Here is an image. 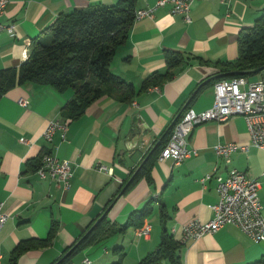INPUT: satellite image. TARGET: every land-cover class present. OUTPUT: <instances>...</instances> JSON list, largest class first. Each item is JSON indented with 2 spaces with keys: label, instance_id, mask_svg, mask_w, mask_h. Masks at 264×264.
I'll list each match as a JSON object with an SVG mask.
<instances>
[{
  "label": "crops",
  "instance_id": "0c3cea01",
  "mask_svg": "<svg viewBox=\"0 0 264 264\" xmlns=\"http://www.w3.org/2000/svg\"><path fill=\"white\" fill-rule=\"evenodd\" d=\"M154 1L136 0L135 9H144ZM113 2L8 0L0 23L13 22L14 35L0 30V68L17 66L23 60V39L41 37L58 15ZM263 5L264 0H193L188 22L180 14H170L168 5L153 9L151 17L133 20L126 39L115 49L109 63L113 73L138 89L147 74L165 69L164 49L179 51L184 60L172 68L169 79L138 91L129 102L103 94L72 121L60 114L72 96L71 88L58 92L49 85L24 83L8 89L0 97V203L8 216L0 228V264H8L10 249L17 241L44 237L54 220L57 225L50 243L24 249L15 261L49 264L91 219L98 217L143 154L175 119L196 85L216 74V67L202 64L195 57L209 61L235 58L239 30L253 24ZM212 85L194 93L185 107L195 111L208 107ZM133 116H138L147 128L142 129L141 140L134 145L130 141ZM54 120L63 122L65 129H55L45 140L41 133ZM184 138L195 153L178 163L155 159L150 168L151 183L144 177L138 179L112 200L105 214L109 221L122 222L132 210L152 198L154 214L142 221L149 223L148 234H138L135 227L113 233L78 250L70 264H86L84 256L90 264H109L119 251H123L119 264H137L158 243L163 226L181 242L182 264H249L264 256V239L252 240L233 223L180 240L183 223L191 218L205 221L212 216L209 205L218 197L214 176H225L229 168L241 170L258 181L257 195L264 218V150L250 145L243 117L233 115L222 121L196 124ZM229 142L247 148L231 151L224 161L213 148L217 143ZM41 152L69 162L67 189L62 190L53 180L39 178L28 170L25 162ZM98 165L110 170L98 169ZM205 173L212 176L202 182L199 179ZM161 206L166 214L163 221L158 215ZM117 245L120 250L114 249ZM161 264L168 262L163 260Z\"/></svg>",
  "mask_w": 264,
  "mask_h": 264
},
{
  "label": "trees",
  "instance_id": "16d2710c",
  "mask_svg": "<svg viewBox=\"0 0 264 264\" xmlns=\"http://www.w3.org/2000/svg\"><path fill=\"white\" fill-rule=\"evenodd\" d=\"M135 2L136 0H115L110 4H93L87 8L73 9L69 13L58 15L46 27L41 37L31 39L25 59L17 66L0 68V97L8 89L24 83L49 85L58 92L71 88L72 96L63 105L60 114L65 120L72 121L79 118L85 107L100 95L105 94L120 102H129L138 91L160 85L169 79L172 68L184 60V55L173 49L163 50L165 69L153 70L147 74L138 89L109 69L115 49L127 37L134 18ZM236 43L237 55L231 60L209 61L200 57L195 58L202 64H211L216 67L215 73L250 72L210 79L195 93L222 78L234 76L249 78L262 74L264 69L258 72L251 70L264 64V5L253 24L239 30ZM186 108L179 112L174 122L161 133L155 148H149L143 154L138 165L122 182L103 211L117 195L125 193L141 177L151 183L150 168L160 148L166 142L172 125ZM43 153L48 152H41L25 162L28 170H35ZM151 200L152 198H149L139 208L132 210L122 222L109 221L103 216L92 225L96 218L94 217L49 264H70L73 255L86 245L113 233H122L129 227H138L143 218L151 212ZM158 215L161 221L166 217L162 206L159 208ZM56 225L54 220L50 221L44 237H28L17 241L10 249L8 264H15L18 254L24 249L50 243ZM180 246L181 242L163 226L158 243L153 249L143 254L137 260V264H161L163 260H166L168 264H182L179 255ZM114 249L120 250L121 246L117 245ZM122 254L123 251H119L117 257L109 264H119ZM249 264H264V256Z\"/></svg>",
  "mask_w": 264,
  "mask_h": 264
},
{
  "label": "built area",
  "instance_id": "2783aa9c",
  "mask_svg": "<svg viewBox=\"0 0 264 264\" xmlns=\"http://www.w3.org/2000/svg\"><path fill=\"white\" fill-rule=\"evenodd\" d=\"M193 0H155L154 3L144 9H135L134 18L151 17L156 7L168 5L170 14H180L184 21H189V4ZM228 2L230 0H221ZM8 0H0V14ZM0 30H5L9 36L14 35V24L0 23ZM25 48L22 51V58L28 54L30 40L23 39ZM157 90V87H152ZM213 96L208 107L195 111L186 108L178 120L172 125L170 134L160 148L156 160L170 159L178 163L182 159L195 153L194 149L187 147L185 135L196 125L205 121H222L233 115L243 117L250 145L264 150V70L256 80H249L243 76L222 78L212 85ZM23 104V101H19ZM65 129V124L58 120L49 121L41 135L49 140L55 129ZM20 141L24 139L20 138ZM246 145L235 143L216 144L214 151L227 161L228 154L234 150L246 151ZM98 169L109 171L104 165H98ZM34 173L39 178H49L62 190L69 187L71 167L67 160L60 159L51 153H43L39 165ZM212 176V173H205L199 180L204 181ZM216 181L217 200L209 205L212 216L205 221L191 218L182 224L180 240L188 237L195 238L203 232L213 231L224 223H233L243 230L252 240L264 239V218L261 214V204L257 195L258 181L248 178L243 171L236 168H229L225 176H214ZM7 213L3 212L0 203V228L5 221ZM141 235L149 232V223L142 222L135 228ZM83 262L89 263L84 256Z\"/></svg>",
  "mask_w": 264,
  "mask_h": 264
},
{
  "label": "water",
  "instance_id": "95a60500",
  "mask_svg": "<svg viewBox=\"0 0 264 264\" xmlns=\"http://www.w3.org/2000/svg\"><path fill=\"white\" fill-rule=\"evenodd\" d=\"M263 69H264V64H263L262 66L256 68V69H254V70H251V71H253V72H258V71H261V70H263ZM248 72H250V71H231V72H221V73H216V74H213V75H210V76L204 78V79L201 80V81L196 85V87L193 89L191 95H189L188 98L186 99V101L183 103V105H182V107L180 108L179 112H181V111L185 108L187 102L189 101V99L191 98V96L197 91V89H198L199 87H201V86H202L205 82H207L208 80L213 79V78H217V77L226 76V75H242V74H246V73H248ZM178 114H179V113H178ZM178 114H177V115H178ZM177 115H176V117H177ZM176 117H175V118H176ZM136 119H137V120H136ZM174 120H175V119H173V120L171 121V123L167 126V128H168V127L174 122ZM131 122H132V127H133L134 131L130 134V136H131L130 141L133 142V145H134V143H136L137 140H141V137H142V129H143V128H144V129H147V128L143 125L141 119H140L138 116H133ZM140 123H141V126L139 125ZM167 128H166V129H167ZM156 144H157V142L154 143V145L151 147V149L155 148ZM108 208H109V205L105 208V210H104V211H103L98 217H96V218L93 220L92 225L95 224V223H96L101 217L105 216V214H106Z\"/></svg>",
  "mask_w": 264,
  "mask_h": 264
},
{
  "label": "rangeland",
  "instance_id": "374dc122",
  "mask_svg": "<svg viewBox=\"0 0 264 264\" xmlns=\"http://www.w3.org/2000/svg\"><path fill=\"white\" fill-rule=\"evenodd\" d=\"M154 213L153 212H150L147 216H149V215H153Z\"/></svg>",
  "mask_w": 264,
  "mask_h": 264
}]
</instances>
